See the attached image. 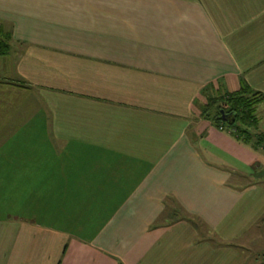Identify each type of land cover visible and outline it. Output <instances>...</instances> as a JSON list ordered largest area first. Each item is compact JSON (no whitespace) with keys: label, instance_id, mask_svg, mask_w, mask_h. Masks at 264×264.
Returning <instances> with one entry per match:
<instances>
[{"label":"crops","instance_id":"crops-1","mask_svg":"<svg viewBox=\"0 0 264 264\" xmlns=\"http://www.w3.org/2000/svg\"><path fill=\"white\" fill-rule=\"evenodd\" d=\"M0 24V264H264L263 148L202 115L264 96V0H0Z\"/></svg>","mask_w":264,"mask_h":264},{"label":"trees","instance_id":"trees-1","mask_svg":"<svg viewBox=\"0 0 264 264\" xmlns=\"http://www.w3.org/2000/svg\"><path fill=\"white\" fill-rule=\"evenodd\" d=\"M11 37L0 24V52L8 49ZM264 103V96L242 86L238 91L219 95L207 101L202 115L217 128L228 129L243 143L263 148L264 137L255 138L249 130L258 125L257 108Z\"/></svg>","mask_w":264,"mask_h":264},{"label":"rangeland","instance_id":"rangeland-1","mask_svg":"<svg viewBox=\"0 0 264 264\" xmlns=\"http://www.w3.org/2000/svg\"><path fill=\"white\" fill-rule=\"evenodd\" d=\"M258 177H263V182H264V170H263V172H260V171H259V172L257 173V178H258ZM246 264H249L248 261H246ZM250 264H251V263H250Z\"/></svg>","mask_w":264,"mask_h":264}]
</instances>
